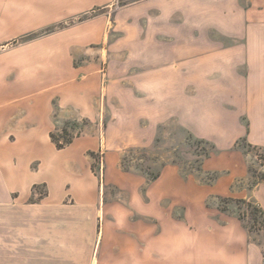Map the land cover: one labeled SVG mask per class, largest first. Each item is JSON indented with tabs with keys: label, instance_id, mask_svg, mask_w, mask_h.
<instances>
[{
	"label": "crops",
	"instance_id": "crops-1",
	"mask_svg": "<svg viewBox=\"0 0 264 264\" xmlns=\"http://www.w3.org/2000/svg\"><path fill=\"white\" fill-rule=\"evenodd\" d=\"M115 2L0 0V245L4 247L0 260L14 264H264L243 223L233 216L218 217L207 206L210 196L224 194L223 186L218 187L225 180L203 185L184 177L174 164L165 165L153 180L120 168L124 150L153 148L161 127L170 121L171 113L164 106L171 98L170 67L175 61L183 85H202L203 70L208 72L207 83H216L219 77L227 84L242 81L247 85L241 99L250 102V107L245 106L250 129L232 112L228 131H239L240 137L264 146V21L252 20L248 11L240 10L238 0H229L233 14L217 22L228 45L210 46L207 59L196 36L174 51L148 45L145 86L131 78L132 92L127 94L118 93V63L103 93L96 66L76 67L74 53L92 48L86 44L92 37L87 25L78 38L73 36L74 29L68 30L73 37L66 43H58L55 35L46 42L19 43L20 38ZM98 21L95 36L99 38L106 23ZM106 51L100 47L101 61ZM110 52L118 59V45ZM217 68L222 70L218 77L213 72ZM56 102L61 119L55 115ZM196 114L189 120L178 114L177 120L193 136L218 143L211 133L202 135ZM80 118L89 121L83 134L58 149L51 133ZM105 118L109 119L105 122ZM99 153L103 167L96 173L92 154ZM207 164L208 169H230L232 180L246 174L243 168L236 171L240 161L234 156L210 158ZM238 196L249 198L246 191Z\"/></svg>",
	"mask_w": 264,
	"mask_h": 264
},
{
	"label": "rangeland",
	"instance_id": "rangeland-1",
	"mask_svg": "<svg viewBox=\"0 0 264 264\" xmlns=\"http://www.w3.org/2000/svg\"><path fill=\"white\" fill-rule=\"evenodd\" d=\"M228 2L229 0H116L113 6L96 8L48 30L20 38L19 43L32 44L40 40L46 42L47 37L54 35L57 36L55 38L58 39V43H66L71 41L70 36L78 38L80 34L81 37L83 26L87 25V31L92 37L86 44L92 45V48L86 47L85 50L81 49L74 53L76 67L89 64L96 66L102 79L103 93L118 63V93L127 94L132 92L131 78L138 79L139 83L145 86L148 73L146 68L148 45L164 46L174 51L180 46L189 45V41L196 36L198 42L199 40L202 42L204 59L211 54L207 51L210 46L220 48L228 45L227 38L217 26L220 18H227L233 14L232 6ZM238 3L240 10L248 11L252 20L264 21V0H238ZM100 19L106 26L98 38L95 36L98 32L95 24H98ZM71 29L75 30L73 36L66 33ZM115 45H118V59H115L116 54L110 52ZM100 47L107 49L102 61L99 59ZM221 71L217 68L213 72L218 77ZM207 74L208 72L203 70L202 85H183L180 83L177 61L171 64L169 89L171 98L165 101L168 106H164L165 112L171 113L170 121L161 127L160 137L153 148L124 150L121 154L120 168L126 172L150 176L160 173L165 165L174 164L184 177H193L200 183L203 181L204 183H201L203 185H207L211 178L217 176L219 179L209 186L216 185L219 180H225V184L218 187L223 186L220 190L224 194L210 196L207 206L216 211L218 217L238 218L239 213H246L244 222H241L249 232L250 242L258 246L264 259V215L254 211L255 208L264 211V146L250 143L247 136H239L241 134L239 131H228L232 126L229 123L232 112L239 115L245 129H250L251 120L245 115V108L250 107V102L241 99L247 91V85L242 81L227 84L225 78L219 77L218 82L210 84L206 82ZM137 92L139 95L144 94L139 88ZM180 93L181 96L185 93L187 97L181 98ZM234 96L237 98L233 99ZM60 108L56 102L55 115L59 119L63 115ZM146 108L147 106H143V109ZM196 112V117L200 116L202 135L211 133L216 136L218 143L204 137L193 136L177 120L178 114L183 119H193ZM108 119L105 118V122ZM70 120L55 132L59 140L63 141L64 137L67 140L76 138L82 135L85 127L89 125L87 119ZM142 120L144 124H148V118L143 116ZM64 129L67 130V134L63 132ZM102 155L99 153L92 156V168L96 173L102 171ZM217 156L224 158L234 156L237 162L240 161V164L236 165V171L243 168L246 174L232 180L233 172L230 169H208L209 164L206 165L208 159ZM41 188H38L39 193L43 195L45 191ZM242 191H246L249 198L239 197L238 193ZM216 196L245 199L252 202L254 207L248 208L232 203L227 205L229 212L224 213L219 209L221 203ZM34 199L35 196L30 201ZM2 215L0 213V220ZM12 247L6 248L12 252L14 251ZM3 248L0 245V250ZM8 263L16 262L0 260V264Z\"/></svg>",
	"mask_w": 264,
	"mask_h": 264
},
{
	"label": "trees",
	"instance_id": "trees-1",
	"mask_svg": "<svg viewBox=\"0 0 264 264\" xmlns=\"http://www.w3.org/2000/svg\"><path fill=\"white\" fill-rule=\"evenodd\" d=\"M63 132L65 133V134H67L68 132H67V130L66 129H64L63 130ZM51 139H52V141L54 142V144L56 145V147L58 148V149H64V148H66L68 145H70L72 142H73V140L75 139V138H70V139H66L65 137L63 138V141L62 140H59L58 139V137L56 136V134H55V132H52L51 133ZM92 156H94V154H92ZM158 175H159V173L158 174H156V175H150L149 177H150V179H156V178H158ZM219 179V177L217 176V177H215V178H211L210 179V183H206L207 185H211V184H213V182H215V181H217ZM201 183H204L203 181H201ZM216 198L220 201V205H219V209L222 211V212H224V213H226V212H229V208H228V206L227 205H229V204H232V203H235V204H237V205H245V206H247L248 208H252V207H254V205H253V203L252 202H250V201H247V200H245V199H235V198H232V197H221V196H216ZM254 211H255V213H259L260 215H264V211H262V210H258V209H254ZM245 216H246V213H239V215H238V219L240 220V221H242V222H244V220H245Z\"/></svg>",
	"mask_w": 264,
	"mask_h": 264
}]
</instances>
